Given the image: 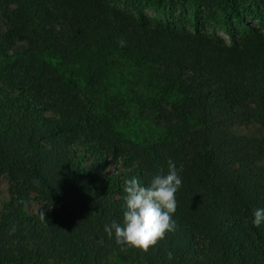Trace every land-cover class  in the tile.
Wrapping results in <instances>:
<instances>
[{
	"label": "trees",
	"instance_id": "1",
	"mask_svg": "<svg viewBox=\"0 0 264 264\" xmlns=\"http://www.w3.org/2000/svg\"><path fill=\"white\" fill-rule=\"evenodd\" d=\"M132 1L0 0L13 8L0 38V179L13 183L0 264H264V225L252 224L264 208V26L231 29L249 2L264 17V0H160L209 8L230 43ZM130 68L145 84L134 119L109 92ZM240 120L260 134L234 133ZM169 160L183 169L175 231L147 252L122 248L104 228L123 221L126 182L147 187Z\"/></svg>",
	"mask_w": 264,
	"mask_h": 264
},
{
	"label": "rangeland",
	"instance_id": "2",
	"mask_svg": "<svg viewBox=\"0 0 264 264\" xmlns=\"http://www.w3.org/2000/svg\"><path fill=\"white\" fill-rule=\"evenodd\" d=\"M144 3V13L152 18L164 19L174 21L178 24L179 27H186L193 30V24L197 23L199 27L207 33L212 35H217L222 37L227 43H230L231 36L227 32V26L223 23L222 19L215 16L211 10L205 6H194L191 3H182L177 1L176 3L164 2L160 0H141ZM132 0H121L120 7L132 10L133 8ZM250 11L242 8L241 10V19L231 28L233 33L241 36L244 31L247 30L248 26L258 25L264 26V17H262L261 12L257 9L261 8V5L257 3L249 2L248 5ZM11 10L13 8H10ZM2 10L0 11V38L8 29V21L6 15L11 13V10ZM26 48L25 43H17L15 45V51H24ZM127 71V78L124 81V84L127 86H122V83L118 82V85H114V88L110 89V94L112 96L116 95L119 97H124L126 103H132L128 107V104L120 103L116 104L115 111H125L128 113L132 119L136 114L137 104L132 102L133 98L136 97L135 93H141L144 90V81L142 75L138 72H133V69L130 68ZM117 92V93H116ZM134 92V93H133ZM136 99V98H135ZM119 105V107L117 106ZM133 122L127 123L126 127L134 133L139 132L136 128L138 125L133 126ZM148 130L151 128L146 126ZM145 128V127H144ZM231 130L242 136H258L260 134V128L257 123L254 121L240 120L231 125ZM151 132V131H148ZM143 136V134H140ZM261 166H264V161L260 162ZM118 168L122 169L119 163H111V169L116 170ZM110 169V170H111ZM13 183L8 174H5L0 179V215L5 210V204L10 202L11 199V187ZM26 210L28 213H38L44 206L45 203L33 192H29L26 198Z\"/></svg>",
	"mask_w": 264,
	"mask_h": 264
},
{
	"label": "clouds",
	"instance_id": "3",
	"mask_svg": "<svg viewBox=\"0 0 264 264\" xmlns=\"http://www.w3.org/2000/svg\"><path fill=\"white\" fill-rule=\"evenodd\" d=\"M119 43L121 47L125 46L123 40ZM182 170L169 160L167 174L154 176L147 187L141 186L135 178L127 181L123 221L114 220L106 225L104 231L107 236L110 239L114 237L116 244L122 248L147 252L163 241L166 234L175 231L172 217L177 207L175 194L182 185L179 175ZM252 217L253 226L260 228L264 225V208L254 209ZM168 259H172L171 253Z\"/></svg>",
	"mask_w": 264,
	"mask_h": 264
}]
</instances>
